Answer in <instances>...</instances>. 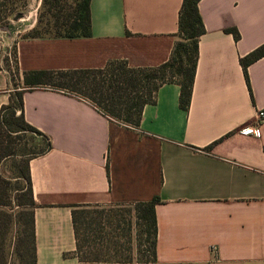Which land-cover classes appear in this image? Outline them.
Masks as SVG:
<instances>
[{
    "label": "crops",
    "instance_id": "1",
    "mask_svg": "<svg viewBox=\"0 0 264 264\" xmlns=\"http://www.w3.org/2000/svg\"><path fill=\"white\" fill-rule=\"evenodd\" d=\"M181 4L89 0L86 37L20 38L0 27V109L21 90L25 72L166 63L178 41ZM197 9L204 33L187 109L175 82L158 87L135 127L71 94L22 93L25 121L51 144L28 162L36 264H140L135 256L80 260L72 211L127 206L139 223L138 205L153 198L152 264H264V128L260 138L240 132L264 110V56L247 66V80L240 63L264 44V0H199ZM108 219L97 215L93 226L113 228Z\"/></svg>",
    "mask_w": 264,
    "mask_h": 264
},
{
    "label": "trees",
    "instance_id": "2",
    "mask_svg": "<svg viewBox=\"0 0 264 264\" xmlns=\"http://www.w3.org/2000/svg\"><path fill=\"white\" fill-rule=\"evenodd\" d=\"M25 6L26 0H21ZM51 0H42L41 7L47 5ZM47 11L56 25L54 35L48 37H86L90 35L89 0H73L71 11L63 13L64 8L59 5L60 0H53ZM199 0H182L178 13V41L174 45L169 60L154 68H128L123 63L111 62L99 70H70V71H37L25 72L22 76V88L15 92L12 101L0 109V160L6 157H18V174L16 181H21L23 186L19 187L20 195L16 203L21 209L27 211L28 220L26 224L18 222L20 226L16 253L20 255L21 261L26 264H36L35 240L33 225V208L35 202L32 198L31 181L28 169L30 159L46 153L51 144L46 136L29 125L23 116L22 93L34 88H45L52 91L74 95L89 101L104 115L125 125L137 126L142 108L147 103H153L158 87L167 82H175L180 87L179 106L187 109L190 103L192 85L195 76L198 55V38L204 33V27L198 13L197 4ZM11 2V0H10ZM11 4L10 10L18 8ZM1 12V5H0ZM1 21V19H0ZM60 30V32H58ZM234 40L239 38L235 29H228ZM26 37H46L28 35ZM15 60L14 48L11 52ZM264 56V44L244 56L241 66L247 80L246 68L249 64ZM8 61V60H7ZM6 61V62H7ZM15 63V62H14ZM17 72V71H16ZM93 77V80H90ZM102 77L101 81L108 78L109 84L104 88L103 83L94 81ZM105 91V92H104ZM106 92L108 94H106ZM31 133L40 137L43 147L31 154H16L15 143L18 135ZM9 183L0 179V205H6L3 199L8 192ZM158 202L153 198L150 202L138 205L141 213L137 218L140 220L142 233L148 243L147 252L140 264H152L155 261V237L156 221L154 216V205ZM1 215V214H0ZM95 219L87 209H74L72 211V225L76 239L75 254L80 260H97L91 257L94 233L92 226ZM3 224L0 219V264H6V252L3 243ZM24 240V241H23ZM92 246V247H91ZM24 249V250H23ZM20 252V254H19ZM22 253V254H21ZM128 261V260H124Z\"/></svg>",
    "mask_w": 264,
    "mask_h": 264
},
{
    "label": "rangeland",
    "instance_id": "3",
    "mask_svg": "<svg viewBox=\"0 0 264 264\" xmlns=\"http://www.w3.org/2000/svg\"><path fill=\"white\" fill-rule=\"evenodd\" d=\"M25 3V6L21 7L23 4L21 0H11V2L10 0H0V27L8 30L12 34H16L15 37L20 38L28 35L48 36L57 33L55 22L47 12L50 6L55 4L53 0L43 7H41L42 0H26ZM11 4L12 7L19 6L12 10L13 13L10 10ZM59 5L64 8L62 14L68 13L73 6V0H60ZM58 32H60V30ZM12 48L13 47L10 46L9 51H12ZM10 56V60L12 61L11 76L12 81H14L12 84L16 85L15 78L18 77V74L14 69L15 60L11 54ZM89 78L93 80V77L91 78V76H89ZM101 78L102 77H97L94 81L100 84L103 83L102 86L106 88L107 84H109L108 78L104 81H101ZM106 94L108 93L106 92ZM18 136L14 150L16 154H31L32 152L39 151V149L43 147L42 139L36 135L24 133ZM18 160L17 156L6 157L0 160V179L6 180L9 183L7 185L8 192L3 199L6 205H0V219L4 228L3 243L6 252V264H26V262L21 261L22 257L16 253V245L20 235V226L18 222L26 224L28 220L27 211L21 209L16 203V198L20 195L18 189L20 186H23L21 181H16V176L19 172ZM97 215H100V218L105 222L110 218L113 223V228L107 227V229L100 230L97 226V228L95 226L92 227L98 245L91 246L92 252L89 256H99L100 259L112 258L123 260L131 259L135 256L139 262L144 260L145 257H149V251L147 252L149 241L148 243L146 242V237L142 233L143 228L139 226L140 222L138 223V221L135 220L131 207H114L103 213L102 211L98 213L91 212V217L93 219H95ZM114 225L117 226V228H114ZM130 227L131 230H129Z\"/></svg>",
    "mask_w": 264,
    "mask_h": 264
},
{
    "label": "built area",
    "instance_id": "4",
    "mask_svg": "<svg viewBox=\"0 0 264 264\" xmlns=\"http://www.w3.org/2000/svg\"><path fill=\"white\" fill-rule=\"evenodd\" d=\"M110 119H112V118H110ZM262 128H264V110L260 109L256 113L253 124L243 126L240 129V132H241V134H244V135H250V136H253L255 138H260ZM213 249L214 248H212V250Z\"/></svg>",
    "mask_w": 264,
    "mask_h": 264
}]
</instances>
